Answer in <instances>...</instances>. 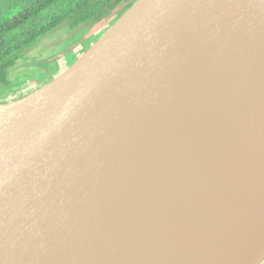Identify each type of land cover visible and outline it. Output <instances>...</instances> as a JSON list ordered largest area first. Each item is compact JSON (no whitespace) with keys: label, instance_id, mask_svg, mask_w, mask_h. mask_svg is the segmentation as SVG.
I'll use <instances>...</instances> for the list:
<instances>
[{"label":"water","instance_id":"1","mask_svg":"<svg viewBox=\"0 0 264 264\" xmlns=\"http://www.w3.org/2000/svg\"><path fill=\"white\" fill-rule=\"evenodd\" d=\"M64 72L5 117L49 110L16 153L0 149V264H77L103 229L101 208L118 207L115 187L136 188L122 177L158 162L139 156L150 150L177 159L171 174L242 160L234 195L157 264L264 263V0H137ZM237 87L256 91L240 99ZM216 96L233 102L220 130L205 115ZM190 108L193 122L170 114ZM197 123L213 129L204 157L183 148Z\"/></svg>","mask_w":264,"mask_h":264},{"label":"bare ground","instance_id":"2","mask_svg":"<svg viewBox=\"0 0 264 264\" xmlns=\"http://www.w3.org/2000/svg\"><path fill=\"white\" fill-rule=\"evenodd\" d=\"M238 71L245 73L253 71V68L240 67ZM64 75L65 72L57 75L23 99L0 105V149L16 153L49 110L8 121L5 117L14 109L52 91ZM203 86L217 88V85L206 82ZM236 89L240 99H246L256 91L255 88ZM170 114L177 122L188 118L193 122L197 120L198 111L192 109V112L186 113L177 109ZM13 139L18 140L20 145L11 146L9 142ZM193 140L195 142L194 138ZM163 141L171 142L172 145L179 143L175 137H165ZM202 142L205 144L207 140L203 139ZM206 144L203 147L209 146ZM214 147L217 148V145L214 144ZM139 153L145 160L158 162L149 168L147 174L135 169L122 177L123 186L130 184L129 181L132 180L136 188L125 191L120 185L115 187L118 207L115 211L109 207L101 208L103 229L95 225V233H92L95 238L87 242V250L85 248V252L81 253L77 264H157L164 261L168 251L187 241L191 226L213 219V206L234 195L230 185H233L236 173L239 175L242 172V160L238 157L236 162H228L227 169L223 164L217 163L212 166L183 168L181 172L171 174V161L177 162L176 158L151 150ZM181 161L185 162L183 158H178V165H181ZM179 170L180 167L177 166L176 171ZM104 191L109 192L110 188Z\"/></svg>","mask_w":264,"mask_h":264},{"label":"rangeland","instance_id":"3","mask_svg":"<svg viewBox=\"0 0 264 264\" xmlns=\"http://www.w3.org/2000/svg\"><path fill=\"white\" fill-rule=\"evenodd\" d=\"M123 13H113L112 15L103 18L99 22H83L76 27H70L67 21H63L55 26L47 34L39 37L35 42L24 49L17 63L9 70L8 82L0 84V104L7 103L20 99L29 93L42 87L44 84L51 81L57 75L66 71L73 65L85 52H87L96 41L122 17ZM216 105L214 111H206L205 115L209 118L210 113L213 114L214 122L221 123V116L225 114L221 112L222 108L228 109L230 114V106L233 103L226 99L221 101L220 97L216 96ZM229 107V108H228ZM225 110V109H224ZM210 119V118H209ZM220 119V121H219ZM229 120V119H228ZM230 121V120H229ZM227 119L224 122H229ZM198 132H195L194 139H182L183 148L186 154L194 155L198 149L197 155L204 157L209 151L206 143L213 141L212 127L208 124L197 123ZM220 124L217 130H220ZM203 132H201V131ZM194 133V131H191ZM202 133V134H201ZM201 137H199V135ZM197 139V141H196ZM206 139L205 144L202 142ZM193 141V142H192ZM201 141V143H199ZM195 144V148L192 146ZM192 147V148H191Z\"/></svg>","mask_w":264,"mask_h":264},{"label":"trees","instance_id":"4","mask_svg":"<svg viewBox=\"0 0 264 264\" xmlns=\"http://www.w3.org/2000/svg\"><path fill=\"white\" fill-rule=\"evenodd\" d=\"M136 1L0 0V84L8 82L24 49L63 21L72 28L99 22L115 12L124 14Z\"/></svg>","mask_w":264,"mask_h":264}]
</instances>
